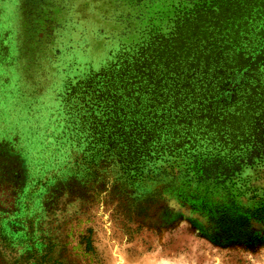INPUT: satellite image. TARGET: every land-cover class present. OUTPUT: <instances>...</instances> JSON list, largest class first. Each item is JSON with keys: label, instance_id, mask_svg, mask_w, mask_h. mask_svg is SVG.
<instances>
[{"label": "rangeland", "instance_id": "1", "mask_svg": "<svg viewBox=\"0 0 264 264\" xmlns=\"http://www.w3.org/2000/svg\"><path fill=\"white\" fill-rule=\"evenodd\" d=\"M212 2L0 0V264H264L263 167L217 185L186 172L251 151L195 132L205 97L226 118L253 83L214 72ZM129 115L151 138L124 132Z\"/></svg>", "mask_w": 264, "mask_h": 264}, {"label": "trees", "instance_id": "2", "mask_svg": "<svg viewBox=\"0 0 264 264\" xmlns=\"http://www.w3.org/2000/svg\"><path fill=\"white\" fill-rule=\"evenodd\" d=\"M212 3L217 6L214 12H218L216 17L218 18L216 23L218 26L213 25L212 27L226 32L223 50L218 53L216 56L218 58L214 62L219 66L216 67L214 72L223 79L225 74L227 76L231 75L227 72L240 73L247 70L248 77L253 81L252 84L249 81L242 83L234 90L229 103L224 102L222 104L225 108L235 106L236 112H229L225 118L222 114L223 111L218 110L219 101L215 99L214 95L208 93L209 97H205V101L210 103V106L202 108L197 114L198 118L195 119L197 123L195 132L199 133L200 136L210 134L214 137H220L222 134L230 145L247 143V146H250L251 151L248 150L245 158L231 159L220 155H207L204 158L193 156L196 159L186 164L187 173H193V176L201 182L210 181L217 185L237 178L244 166H260L263 167L264 171V47L258 53H254L255 49L251 51L253 49L251 47L247 51L241 48V43L247 41L249 32L252 31L250 29L252 25H249L251 23L249 21H253L255 15H259L258 18L261 20L263 27L257 36L263 37L264 0H213ZM181 37L182 39L185 38L182 35ZM139 59L143 60L144 57L140 56ZM204 59L205 61H202L203 65L207 68L210 61L208 58ZM196 60L201 63L199 59ZM140 64L141 66H138L139 74L147 76L144 74L148 70L147 65L145 62ZM216 84H220V81ZM249 85V95L243 96L245 87L248 88ZM213 108L215 110H212ZM131 115L127 120L128 126H121L124 132L130 135L136 133L138 137H143L146 140L151 138L152 128L151 130L146 129L143 121L137 120ZM124 117H128L127 114ZM168 124H172V122ZM176 124L191 127L192 120L190 122L188 120V123L187 121L180 122V120H177ZM185 135H188V132Z\"/></svg>", "mask_w": 264, "mask_h": 264}]
</instances>
